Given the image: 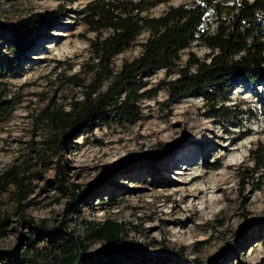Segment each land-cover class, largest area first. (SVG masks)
<instances>
[{
    "label": "rangeland",
    "instance_id": "obj_1",
    "mask_svg": "<svg viewBox=\"0 0 264 264\" xmlns=\"http://www.w3.org/2000/svg\"><path fill=\"white\" fill-rule=\"evenodd\" d=\"M87 1L0 0V22L19 26L0 27V83L15 99L0 122V175L15 167L28 189L22 195L14 183L0 179V224L6 221L5 231L0 229V256L20 246L31 220L48 230L74 231L93 252L94 264H103L107 253L119 251L90 232V225L105 220L130 256L116 257L112 264L257 261L264 252L256 226L264 222V179L257 186L252 178L249 150L264 149V81L235 83L215 103L197 93L172 100L161 88L140 100L137 120L68 127L61 148L53 143L65 124L51 121L46 108L68 109L82 90L72 76L90 77L89 38L94 33L82 21ZM186 1L192 0H161L146 13L159 15ZM35 14L39 24L19 25ZM147 36V30L141 31L116 53L112 68L138 55ZM189 51L203 57L208 50L193 43L183 50L182 63ZM174 76L152 68L140 79L153 88ZM229 152L237 159L228 161ZM59 165L65 190L58 184ZM108 166L112 178L106 176ZM192 172L204 175L181 181ZM202 179H217V187L185 198L177 191L200 187Z\"/></svg>",
    "mask_w": 264,
    "mask_h": 264
},
{
    "label": "trees",
    "instance_id": "obj_2",
    "mask_svg": "<svg viewBox=\"0 0 264 264\" xmlns=\"http://www.w3.org/2000/svg\"><path fill=\"white\" fill-rule=\"evenodd\" d=\"M160 2H86L82 21L94 33L89 38L90 77H81L80 73L72 76L82 90L80 96L71 99L68 109L45 110L51 121L65 124L61 135H57L53 142L57 147L61 148L68 127L74 129L82 126L84 129L97 121L111 119L137 120L141 114L140 100L155 95L161 88L168 91L172 100L197 93L215 103L235 83L264 81V0H192L170 5L159 15L146 13ZM37 16L35 14L22 19L19 25H37ZM0 27L15 26L0 22ZM143 30L148 31V36L141 42L139 54L123 60L119 68L114 70L111 66L112 57ZM13 32L17 34L16 30ZM21 40L17 39V44ZM193 43L208 51L203 57L189 51L182 63L183 50ZM152 68H165L167 74L175 76L161 80L153 88H146L140 75ZM14 105V97L9 96L7 87L0 83V122L9 116ZM249 153L252 161L249 171L259 186L260 179H264V149L257 146L250 149ZM59 172L61 177L58 184L65 190L67 186L63 181L65 173L62 165H59ZM113 174L112 166H108L106 176L112 178ZM0 179L5 183H14L24 192L22 195L28 192L15 167L4 171ZM72 196L77 198L79 193L73 192ZM19 210L22 215L23 208ZM5 222L1 220L2 232L5 231ZM105 223L104 220L89 224L94 237L105 238L112 243L111 247L119 250L117 255L116 252L107 253L103 264H112L119 256L120 261L130 259L116 230ZM263 225L262 221L256 224L264 249ZM29 228L20 246L0 256V264H94L96 257L93 252L88 251L86 241L74 231L63 228L48 230L43 223L33 225L31 220ZM143 257L147 261L149 256ZM155 258L161 262L164 260L162 256ZM235 259H239L238 256ZM239 264H264V252L255 262L240 261Z\"/></svg>",
    "mask_w": 264,
    "mask_h": 264
},
{
    "label": "bare ground",
    "instance_id": "obj_3",
    "mask_svg": "<svg viewBox=\"0 0 264 264\" xmlns=\"http://www.w3.org/2000/svg\"><path fill=\"white\" fill-rule=\"evenodd\" d=\"M246 131H248V129H246ZM220 147L221 149H226L227 148V143L222 142L220 143ZM233 148V147H232ZM225 152H220L218 154L219 157H224L225 156ZM229 158L228 161H231L233 159H237V156L234 155L233 153H227ZM239 158V157H238ZM175 166L178 167H182V165L177 164ZM186 168V166L184 167ZM204 175L203 172H192L189 174V176L186 178V180L182 179L181 181H185V182H191L194 180H198L199 178H201ZM203 185L202 186H193V187H179L177 189V191H181L182 192V198L187 197L188 195H197L199 193L202 194H206L209 190L214 189L215 187H217V179H213L212 183H209V181L202 179ZM213 198L212 195L209 196V199Z\"/></svg>",
    "mask_w": 264,
    "mask_h": 264
}]
</instances>
